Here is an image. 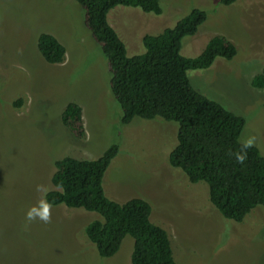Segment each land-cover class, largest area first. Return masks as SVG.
I'll return each mask as SVG.
<instances>
[{"label":"rangeland","instance_id":"obj_1","mask_svg":"<svg viewBox=\"0 0 264 264\" xmlns=\"http://www.w3.org/2000/svg\"><path fill=\"white\" fill-rule=\"evenodd\" d=\"M158 2L159 14L123 5L107 12L126 54L144 51L142 35L172 26L191 8L203 10L205 19L195 33L182 37L180 54H199L214 35L228 39L235 53L227 60L215 57L206 68L187 70L189 82L240 115L244 123L238 141L254 136V146L264 156V85L250 84L264 68V0ZM40 32L63 45L60 63L41 57L36 46ZM110 77L76 1L0 0V264H130L128 235L111 256L97 254L84 232L85 224L99 217L93 211L58 204L52 207L51 223L25 219L41 195L36 186L53 187L54 159H93L113 143L118 152L103 173L104 194L119 203L132 197L145 200L149 220L167 233L176 264H264V208L254 207L239 222L222 216L209 202L207 185L190 182L168 161L176 123L132 117L121 124ZM68 102L81 108L80 138L60 120Z\"/></svg>","mask_w":264,"mask_h":264},{"label":"trees","instance_id":"obj_2","mask_svg":"<svg viewBox=\"0 0 264 264\" xmlns=\"http://www.w3.org/2000/svg\"><path fill=\"white\" fill-rule=\"evenodd\" d=\"M74 1L84 10L86 26L106 58L111 73L109 88L121 110L120 123L126 124L132 117H158L176 123V143L168 161L190 182L207 185L209 202L222 216L239 222L254 207L264 208V156L255 146L247 150L243 164L229 154L240 151L238 136L243 118L196 91L186 74L189 69L208 67L215 57L230 59L234 45L222 35H214L195 56L179 52L182 37L195 33L205 12L191 8L172 26L157 34L142 35L144 51L127 55L123 42L107 22V12L123 5L159 14L158 0ZM218 1L227 5L234 0ZM36 46L49 64L64 58L63 45L49 33L40 32ZM250 84L263 87L264 68L252 76ZM60 120L75 137L83 136L77 103H66ZM117 152L118 146L113 143L93 159H54L50 177L53 187L47 190V199L53 206L81 207L98 214L85 224L84 232L99 256L114 254L128 235L132 238L130 264H176L167 233L149 220L150 206L145 200L132 197L119 203L104 194L102 176Z\"/></svg>","mask_w":264,"mask_h":264},{"label":"clouds","instance_id":"obj_3","mask_svg":"<svg viewBox=\"0 0 264 264\" xmlns=\"http://www.w3.org/2000/svg\"><path fill=\"white\" fill-rule=\"evenodd\" d=\"M87 136L90 137V134L86 133ZM240 151L235 153H229L230 155H234L236 158V162L239 164H243L247 159V150L254 146L255 137L249 136L248 138L242 140ZM36 191L40 193V197L37 199L36 203L30 205L25 212L26 221H40L44 224L51 223L52 220V203L47 199V188L44 185H37Z\"/></svg>","mask_w":264,"mask_h":264},{"label":"crops","instance_id":"obj_4","mask_svg":"<svg viewBox=\"0 0 264 264\" xmlns=\"http://www.w3.org/2000/svg\"><path fill=\"white\" fill-rule=\"evenodd\" d=\"M130 121H131V120H130ZM130 121H129V122H130ZM129 122H128V123H129ZM128 123H126V124H124V125H127Z\"/></svg>","mask_w":264,"mask_h":264}]
</instances>
